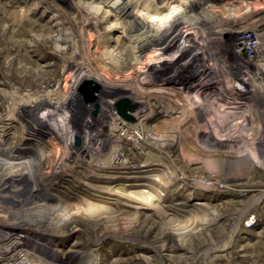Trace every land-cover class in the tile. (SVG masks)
Segmentation results:
<instances>
[{
    "label": "rangeland",
    "instance_id": "374dc122",
    "mask_svg": "<svg viewBox=\"0 0 264 264\" xmlns=\"http://www.w3.org/2000/svg\"><path fill=\"white\" fill-rule=\"evenodd\" d=\"M99 1L0 0V125L15 115L17 102L26 99L30 103L27 124L18 123L7 138L0 132V138L12 146L27 129L24 159L35 160L39 167L32 175L36 182L27 188L32 196H62L72 204L90 196L85 187L79 186L86 174L103 177L95 169L108 166L111 168L106 174L115 180L100 179L95 182L99 187L142 189L144 182L155 183L151 178L154 173L170 174V181L159 185L165 191L162 206L137 209L123 204L132 201L120 198L119 204H112L121 211L114 226L100 217L83 216L55 226L50 221L56 214L46 224V219L32 214L36 207L31 203L29 212L22 213L31 212L28 219L19 220L12 211L0 217V226L9 227L14 234L31 233L38 241L17 238L7 242L4 250H15L20 241L44 245L51 240L44 250L61 255L66 264H84L94 255V264H264V92L253 97L254 106H245L239 113V108L231 104L234 108L214 116L216 103L198 102L208 90L214 97L221 89L231 92V65L226 64L229 69L223 67L225 60L218 58L219 33L241 26L264 30V0H217L198 18L187 20L186 36L194 34L193 43L201 42L194 53L205 54L209 65L204 71L209 78L189 65L183 67L185 72L176 67L175 61L182 55L178 46L185 39L181 38L172 48V65L164 68L166 78L156 74L152 83L141 81L142 72L148 63L156 62L159 50L149 49L138 62L132 60L125 48L128 38L122 18L117 20L113 12L109 13L110 6ZM45 2L52 6L47 7ZM27 7L31 9L29 15ZM76 8L84 18L91 15L98 25L75 22ZM55 29H64V36L74 42L73 50L50 39ZM222 40L225 45L219 57L226 58L222 51L229 49V44L225 37ZM249 71L261 72L256 77L264 81L263 69ZM91 77L98 81L93 82ZM71 97L74 99L58 111L65 116L64 133L69 134V142H65L66 136L56 130L55 124L45 121L40 125L37 116L43 111L49 112L47 118L56 115L50 102ZM37 100L47 101V107L36 108ZM123 100L128 102L126 112L133 116L125 122L138 130L128 143L121 139L129 138L128 134H119V127L126 124H119L124 121L118 107ZM135 108L142 112L133 113ZM108 112L111 115L107 117L104 114ZM246 114L248 119L240 123ZM181 116L182 123L169 124ZM87 126L90 131L81 132ZM90 136L101 141L90 151L91 157H79L83 167L73 168L66 163L70 150ZM119 149L126 160L140 166L115 168L112 164ZM8 166L6 160L0 168L11 175L15 171H4ZM35 184L37 189L33 188ZM4 190L0 186V192ZM106 196L114 202L118 197ZM201 211L210 212L216 219L184 229L182 224ZM250 216H254L252 225H245ZM178 226L182 228L173 229ZM71 247L79 254H69Z\"/></svg>",
    "mask_w": 264,
    "mask_h": 264
},
{
    "label": "bare ground",
    "instance_id": "6f19581e",
    "mask_svg": "<svg viewBox=\"0 0 264 264\" xmlns=\"http://www.w3.org/2000/svg\"><path fill=\"white\" fill-rule=\"evenodd\" d=\"M215 1L217 0H100L99 2L107 3L110 6L109 13L113 12L117 20L122 18L121 19L123 21L122 26L128 38V44L126 45L125 48L127 49V52L130 54L132 60H136V62H138L141 59L143 53L145 51L147 52V50L149 49L155 48L159 50L158 53L159 55L156 58V62L153 61L148 63L147 66H145V69L143 68L144 71L142 72L141 81L145 83H152L155 78L154 76L156 74L157 77L160 76L163 79L166 78L165 69H168V67L172 65L170 63L172 48L175 47L176 45L178 46L181 38L188 39L189 41L185 42L184 39L182 46L181 45L178 46V48H180L182 51L181 52L182 55H180V57H177L175 61L176 67L182 69L183 67L189 65L191 68L193 69L197 68L199 70H202L203 74L205 73L204 69L207 67V65H209V62L206 60L207 58L205 54L202 53L200 54L199 52L196 54L194 53L196 51V49L194 48H197V45H201L200 44L201 42L193 43L194 34L192 36H186L188 34V31L187 29H185L186 28L185 25L188 23L187 20H190V18L193 17L195 19L198 18L199 13H201V11H203L206 8V6H211L210 4L212 5L216 4ZM24 2H27V0H24ZM45 3L47 7H49L50 5L52 6L50 2H45ZM76 9L78 12L77 15L74 17L75 22L80 23L84 21L83 23H85L86 26H92V27H96L98 25L91 15L87 16V18H84V15L82 14L81 10H79L78 8ZM26 12L27 15H29L31 9L27 7ZM59 23L60 22H58V24ZM176 27L178 31L174 32L173 30ZM62 30L64 31V29ZM62 30L57 29L55 33L50 36V39L52 38L54 42H56L57 44L59 43L62 46L64 45V47L73 50L74 42L69 38L65 37ZM198 31L199 28H197L196 33H198ZM234 31L235 30H228L226 32L220 31V33L218 31L219 35H221L220 39H218L217 42V48L219 49L218 52L219 56H220V49L225 44L223 43L222 40L223 37L227 38V35L232 36L234 34ZM179 33H183L182 36H179ZM195 45L196 47H193ZM187 52L190 53L186 55ZM222 52L223 55L226 56V58L219 56L218 58L225 60L223 65L226 64L231 65V70L233 72L231 82L233 83L235 81H238L239 77L244 76V74L241 75L240 73L241 70H239L241 65H239L238 70H235L236 72L233 71V66L236 64L233 63V60H231L232 55L227 51L226 52L222 51ZM73 63L74 62H68V64H73ZM160 65L162 68V69L160 68L161 70L158 69V66ZM227 65L223 67H227ZM183 71L185 72V68H183ZM205 76H206L205 78H209L207 73H205ZM182 77L183 76H181L180 78ZM91 78L95 83L98 81L96 77H91ZM261 85L262 84L259 83V87ZM260 90L263 91V88H261ZM208 91L202 93L200 97L201 101L198 102H202L204 100L207 102V104L210 103V105L211 103H216V107H214L213 109L214 116L215 114L219 115L220 111L226 110L228 108H234L231 106L230 102H227L228 101L227 97L224 98L225 101L223 102L221 100L220 95L218 97H214V93ZM261 91H257V92L261 93ZM213 98H214V102L212 100ZM73 99L74 98L71 97V99L67 101L61 102L60 100H57L55 102H50V104H53L54 106L55 109L54 113H56V115L47 118L46 114L49 112L47 111L41 112V114L37 116L40 118L39 124L41 125L45 121L53 123L55 124L56 130H58V132L63 137H65L66 136V134L64 133L66 131L65 116H63V114L58 111L65 106V103L71 102ZM37 101H35L37 103H35L34 105L36 106V108L38 107V109H43V108L45 109L47 107L46 105L47 101L45 100L44 101L37 100ZM29 112H30V103L26 99L17 102L15 115L11 116L5 124L0 125V132L2 136H5L7 138V136H9L10 129L16 127L18 123L26 125L29 118ZM132 112L137 114L142 112V109L135 108L132 110ZM236 112L239 113V110H236ZM104 115L108 117L111 114L109 113ZM127 115L129 117L126 118L123 116L122 118L124 121H120L119 124H124L126 123L125 121L127 120H133V116H131L128 113ZM248 115L247 114L244 116L242 115V120H240V123L244 124V122H246V119H248ZM75 116H73L74 119L76 118ZM182 122H183V118L181 116V118L178 117L173 120H170L169 124L177 125ZM129 126L130 125L126 123L119 127V134L121 131H125L129 136V138L121 137L122 141H124L125 143H128L130 141L132 142V139H134L135 136L138 134V130L135 129L136 127L132 128V126L131 127ZM88 131H90L89 126L81 130V132H88ZM27 133H28L27 129H24L22 136L15 143L10 144L12 146H8L6 144L5 142L6 139L4 140L3 138H0V167L3 161L7 160L9 166L4 171L6 170H8L9 172L11 170L15 171L13 173H10L11 175H8L5 172H3V170H1L0 168V186H3V188L5 189L4 191L0 192V217H4V216L7 217L8 215H10V213L12 214L14 212V214H12L13 216H15L19 220L25 221L26 219L29 218L28 215L31 212L27 214H22V213H26L28 211V206L31 207V203H32L36 207V210H33L32 214H37V216H41V218L46 219L45 220L46 224L48 221L47 219L52 217V215L56 214L55 216L56 218H54L53 221H50L51 225L60 226L65 224L66 222H69L71 219L75 217L83 216L85 218H91V219L94 217H100L102 220L106 221L108 225L114 226L116 222L119 220L118 218H120L121 216L120 215L121 211L120 209H118V207H113L112 204L113 203L119 204L120 198H124L126 200L128 199L132 201L133 203L131 204L127 202H123V204L131 205L132 207L137 209L140 208L155 209L162 206L161 202L163 200V197L165 196V191L164 189L160 188L159 185L163 186L164 185L163 183L168 182L170 178V174L168 175V173L164 171L154 173L151 178L155 181V183L151 184V182L149 181L144 182L141 184L142 186H144V188L142 189L125 190L119 187L117 188L114 187L113 189L99 187L98 185H96L95 183L96 181L100 179L103 180V178L111 179L113 177L111 175L106 174L109 172L111 168L108 166L107 167L99 166L95 169L98 171L99 173L98 175L103 177L96 178V176L92 174H86V176L84 174L85 176L83 179L84 182H82V184L79 186H81L82 188L85 187L84 189H86L89 192L90 196H87V198H83L82 200H78L77 202H73L72 204H67L66 198L62 196L58 199L53 198V195L51 194L50 196L45 197V199L42 198L40 195L32 196V193H27V188L31 187L32 182L34 183L36 182L33 180L32 175L36 174L39 171V167L37 166L38 162H36L35 160L31 161L30 159H24L25 158L24 149L26 148L24 144V139L27 137L26 135ZM68 136L69 134L65 137V142H69ZM100 141L101 139L95 136H90L89 138H86L82 144H80L79 146L76 145L75 148H72L70 150L71 153L70 154L68 153L69 159L66 163L71 164L73 168L75 167L79 168L81 167V165L83 167L84 162L80 160L79 157L80 156L91 157L92 153H90V151L94 149L95 144H98ZM94 151L95 150H93V152ZM114 158H115L113 162L114 164L112 165L115 168L128 166V167H132L131 169H134L136 166H140L138 162L126 160V158L123 155L122 149L121 150L119 149L117 156ZM17 165L21 167L17 168ZM117 177L118 176L116 177L114 176V178ZM173 177L175 176H171V179ZM112 180L114 181L115 179H111V181ZM36 186L37 185L35 184L33 188L37 189ZM96 186H97L96 192L95 191L91 192V190L95 189ZM12 193L14 196H12ZM105 194L106 195L114 194L118 197H116L115 199L116 201L114 202V200L110 201V199ZM106 198L109 200H106ZM209 213L205 211H201L191 215L186 220V222L182 224L184 225L183 228L189 229L198 224H202L205 222H207L208 224L210 222H213L216 219V217H214L213 215H211V213L210 214ZM180 228L182 227L178 226V227H174L173 229L177 230ZM17 238L19 239L33 238L37 240V238H35V236L32 235L31 233L25 232V234L24 233L14 234L11 233V229L9 227L5 228L0 226V264H66L65 261H63V257L61 255L56 254L55 252L54 254L53 253L47 254L46 251L44 250L48 248L47 246L49 244H51L50 243L51 240H48L47 242L43 243L44 245L42 244L33 245L31 243L28 244L25 241H20L22 243H20V245L17 248H15V250H11L10 252L4 250V245L7 242H9L10 240L14 242L17 240ZM31 245H33V247ZM73 247H71L68 250L70 252L69 254H73V255L79 254V251L77 249H74ZM80 256L82 257L83 255L81 254ZM94 259H95V255L93 256L92 259H88L87 260L88 262L84 264L87 263L94 264L96 263Z\"/></svg>",
    "mask_w": 264,
    "mask_h": 264
},
{
    "label": "built area",
    "instance_id": "2783aa9c",
    "mask_svg": "<svg viewBox=\"0 0 264 264\" xmlns=\"http://www.w3.org/2000/svg\"><path fill=\"white\" fill-rule=\"evenodd\" d=\"M225 40L230 47L228 45L229 49L225 48L224 52L230 50L228 53L232 55L231 60L236 64L234 65L237 67L236 70L241 65L239 70H241V75L244 74V76L239 77L238 81L232 83L231 92H225V89H221L219 95L223 102L225 101L224 98L227 97V102L235 104L239 108L238 110H244L245 106H254L253 97L259 94L257 91H261L260 89L263 88L261 92H264V81H259L256 77L262 73L251 74L249 71L257 67L264 70V30L241 26L234 31L232 36L227 35ZM259 83L262 84L260 87ZM253 221L254 216H250L245 225H252Z\"/></svg>",
    "mask_w": 264,
    "mask_h": 264
},
{
    "label": "water",
    "instance_id": "95a60500",
    "mask_svg": "<svg viewBox=\"0 0 264 264\" xmlns=\"http://www.w3.org/2000/svg\"><path fill=\"white\" fill-rule=\"evenodd\" d=\"M128 106V102L127 100H123L121 102L118 103V107H119V112L122 114V116L128 118L129 116L127 115L126 112V108Z\"/></svg>",
    "mask_w": 264,
    "mask_h": 264
}]
</instances>
